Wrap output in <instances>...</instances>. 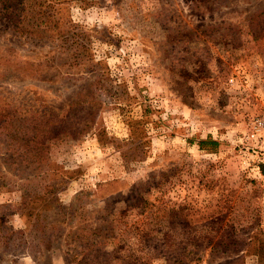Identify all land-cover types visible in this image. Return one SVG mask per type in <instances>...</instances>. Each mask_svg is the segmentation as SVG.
I'll use <instances>...</instances> for the list:
<instances>
[{
	"label": "rangeland",
	"instance_id": "374dc122",
	"mask_svg": "<svg viewBox=\"0 0 264 264\" xmlns=\"http://www.w3.org/2000/svg\"><path fill=\"white\" fill-rule=\"evenodd\" d=\"M3 100L52 132L0 264H258L264 0H0Z\"/></svg>",
	"mask_w": 264,
	"mask_h": 264
},
{
	"label": "trees",
	"instance_id": "16d2710c",
	"mask_svg": "<svg viewBox=\"0 0 264 264\" xmlns=\"http://www.w3.org/2000/svg\"><path fill=\"white\" fill-rule=\"evenodd\" d=\"M1 5L2 12L4 13L3 16L5 17L8 13V6L3 3H1ZM3 101V106L0 107V151L3 155L0 157V190L10 191L12 189L9 180L12 178L8 177L6 173L10 174L11 171L17 170L15 177L21 179L22 173L27 174V172L31 171L32 175L28 176L26 179H22L25 181L34 177L42 163V148L44 147V144H42V138L47 135V132L52 131L49 127L50 125L48 126V129L45 127V131L43 130V132L42 124H37L34 121L29 122V119H23L20 118L19 115H15L18 110L13 108V104L7 102V100ZM43 113H47V110ZM31 118H33V116H31ZM52 122L54 121H50V123ZM54 123V130L62 133L67 130V128L64 127L66 124L62 119L60 121H55ZM54 123H52L53 126ZM209 144L217 147L219 143L213 140L200 141V149L206 151V146ZM4 163H6L5 168L2 166ZM261 170L264 174V164L261 165ZM47 188L50 189V187ZM45 195L42 196V193L37 192L35 194L32 192L24 194L20 205L22 206L21 215L25 216L26 211H28L27 214H33L35 209L42 207V202H45ZM2 229H5L3 225L0 226V232ZM6 231L9 232V230ZM9 243L10 241L6 242V244ZM259 254L258 264H264V249L259 252Z\"/></svg>",
	"mask_w": 264,
	"mask_h": 264
}]
</instances>
